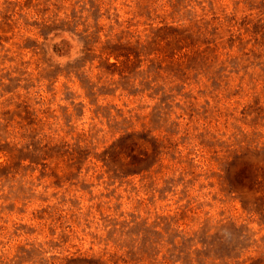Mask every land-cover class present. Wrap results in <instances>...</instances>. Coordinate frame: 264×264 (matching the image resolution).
Returning a JSON list of instances; mask_svg holds the SVG:
<instances>
[{
	"label": "rangeland",
	"instance_id": "1",
	"mask_svg": "<svg viewBox=\"0 0 264 264\" xmlns=\"http://www.w3.org/2000/svg\"><path fill=\"white\" fill-rule=\"evenodd\" d=\"M0 264H264V0H0Z\"/></svg>",
	"mask_w": 264,
	"mask_h": 264
}]
</instances>
